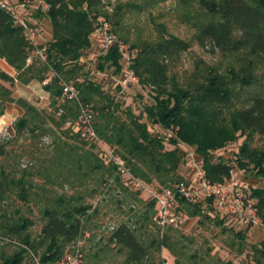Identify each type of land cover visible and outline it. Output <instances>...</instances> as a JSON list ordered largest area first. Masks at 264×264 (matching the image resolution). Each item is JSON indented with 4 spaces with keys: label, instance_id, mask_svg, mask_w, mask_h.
<instances>
[{
    "label": "trees",
    "instance_id": "obj_1",
    "mask_svg": "<svg viewBox=\"0 0 264 264\" xmlns=\"http://www.w3.org/2000/svg\"><path fill=\"white\" fill-rule=\"evenodd\" d=\"M45 1L50 11L36 12L30 16L34 23H29L37 30L39 46L45 48L44 61L35 56L24 29L0 7V60L17 72L19 83L38 81L50 95L46 109L15 100L16 80L0 69V118L8 104L23 110L14 133L0 134V264H67L68 257L78 254L82 264H236L212 254L207 240L199 243L180 229L163 232L158 227L155 203L145 204L149 197L141 190L132 192L129 179L77 126L79 107L61 100L60 81L75 85L82 102L95 113L97 135L147 186L164 189L184 180L182 167L188 155L182 144L203 162L213 182H224L236 166L264 181V0H175L181 22L194 31L192 40L172 34L156 18H151L155 37L129 24L130 16L170 0L119 3L106 19L119 40L137 50L133 69L146 93L137 89L145 99L139 114L124 102L125 93H120L117 49L100 59L98 76L91 75L86 61L93 51L90 36L102 0ZM42 20L48 23L46 33ZM192 42L218 52L220 60L214 64L199 60L191 72L180 76L173 62L189 51ZM169 131L174 137L167 136ZM48 137L51 144L46 146L43 141ZM241 138L235 165L216 155ZM246 186L264 222V185L252 190ZM106 191L109 196L119 191L118 197L124 194L143 205L134 227L122 222L106 244L98 242L100 249L72 251L84 222L99 213L96 208L88 216L93 205L89 200ZM179 201L181 210L189 218H198L200 226L220 230L223 247L239 264H264V239L252 242L249 229L214 216L212 200ZM34 210L39 217H34ZM38 219L44 224L34 233Z\"/></svg>",
    "mask_w": 264,
    "mask_h": 264
},
{
    "label": "built area",
    "instance_id": "obj_2",
    "mask_svg": "<svg viewBox=\"0 0 264 264\" xmlns=\"http://www.w3.org/2000/svg\"><path fill=\"white\" fill-rule=\"evenodd\" d=\"M106 4V0H102ZM0 7L4 9L12 18L17 26H21L27 34L29 42L35 48V56L45 60V48L39 46V37L37 30L29 25L28 17L22 15L24 12L47 14L51 5L45 0H23L17 2L16 6H11L4 0H0ZM112 11V4H108ZM93 43V52L89 59H86L91 65V75H100L97 64L100 59L116 48L120 55V74L116 81L121 94H124L129 88H136L145 95L140 79L133 69L134 60L137 57V50L121 42L115 32L112 24L105 17H98L95 22V28L90 36ZM32 58L28 59V63ZM108 79V75H101ZM62 86L61 100L63 102L77 103L80 114L77 120V126H80L88 139L97 144V146L111 159L117 172L129 179V183L141 190L149 197V201L155 203L154 222L164 232L169 228H183L190 219L180 208L179 199L183 198L191 203H200L206 200H212L218 212L225 218L236 222L243 229L258 228L264 231V222L259 216L257 200L251 196L246 186L243 175L236 167L230 172V177L224 182H213L207 176L203 162L185 145L182 149L188 155L189 170L184 180L174 187L158 189L147 186L137 180L130 169L126 166L114 148L109 147L96 133L94 127L95 113L90 105L82 102L80 92L73 83L61 79ZM154 89V87H151ZM70 125V123H68ZM0 134L8 136L11 131L8 127L0 130ZM169 138L174 137V133L169 131ZM116 229L115 225L110 226L111 232ZM82 256H70L67 258V264H82Z\"/></svg>",
    "mask_w": 264,
    "mask_h": 264
},
{
    "label": "rangeland",
    "instance_id": "obj_3",
    "mask_svg": "<svg viewBox=\"0 0 264 264\" xmlns=\"http://www.w3.org/2000/svg\"><path fill=\"white\" fill-rule=\"evenodd\" d=\"M8 4L17 3L18 0H4ZM134 0H106V4L102 3V8L100 9L99 17H107L113 13V9L121 2H128ZM108 4H112V11L108 8ZM179 7L175 0L167 1L166 3H162L157 5L156 7L150 9L147 12H143L140 15H134L129 17V24L131 25H138L141 27L145 35H150L151 37H155V25L152 23L151 18L155 19L158 23H165L169 29V32L172 34L186 39L192 40L194 31L188 26L181 22V14L179 12ZM35 13L24 12L22 15L30 17ZM40 22L41 27L44 28L45 32L48 29V23L45 20ZM199 60H203L207 63H217L220 60V54L217 52L214 54L212 51H208V49H203L192 42V46L189 51L184 52L180 55L179 59L173 62V67L178 75L182 76L185 73H189L193 70L196 63ZM113 70L107 71L106 73H112ZM107 75V74H105ZM98 76V75H97ZM102 80V78H101ZM125 103L129 105L136 114H139L143 108L145 99L139 97V91L136 88H129L125 91ZM16 115V114H14ZM5 121L0 118V130L2 126L6 127L4 123ZM16 123V119L13 121V124ZM13 134L14 131H11ZM3 135V134H2ZM244 138H241L238 142L229 144L225 149H222L216 153L217 156H223L225 159L230 160L231 164L235 165L234 157L239 151L240 146L242 145ZM43 144L48 146L51 144V139L48 137L44 139ZM258 142L256 143V145ZM189 167V161L184 165L186 169ZM239 170V168L236 166ZM244 181L247 179H254L255 177L252 175L251 172L245 173L244 171L240 170ZM264 181L261 182L263 186ZM250 189L254 187L250 185ZM253 186V187H252ZM257 187V185H255ZM114 187V186H113ZM116 187V186H115ZM132 192H136L137 188L131 187ZM68 193L71 194V191L67 188ZM106 191L104 194H106ZM97 195V197L89 200L92 203V209L88 211V216L92 215L95 209H99V213L96 216H93L91 220H86L84 222L85 227L83 228V234L79 238L77 244L71 247L72 251H85L90 252L91 250L95 251L96 249H100L102 245L106 244V241L111 233L110 226L115 225L117 227L122 222H129L132 227H134L133 222L135 221V215H139L140 212L144 209L142 204L134 202L131 198L126 197L124 194H121V197H118L119 191L112 192L109 195ZM117 196V197H116ZM121 200L123 202L122 206H117L115 203ZM151 201L148 200L145 204L149 205ZM144 204V205H145ZM214 216L219 215L221 218L223 216L214 208ZM135 210V211H133ZM34 217H39L38 210H34ZM227 224H234L232 220L225 218ZM44 223L38 219L36 226L34 227V233H38L41 230V227ZM182 230L186 235L195 236L199 243H203L205 240L209 242V245L213 248L212 254L216 255L217 257H221L224 260H234L236 264H239V260L235 258L226 248L223 247L222 239L223 237L218 236L220 235V230L214 228L213 226L209 227L207 224L205 227L199 225L198 218H192L191 221L187 222V224L183 228H178ZM250 240L252 242H260L261 239L264 237V231L262 234H249ZM260 240V241H259ZM103 241L102 245L99 247L98 242Z\"/></svg>",
    "mask_w": 264,
    "mask_h": 264
},
{
    "label": "crops",
    "instance_id": "obj_4",
    "mask_svg": "<svg viewBox=\"0 0 264 264\" xmlns=\"http://www.w3.org/2000/svg\"><path fill=\"white\" fill-rule=\"evenodd\" d=\"M29 23H34V20L31 17H28ZM93 52V51H92ZM92 52L88 55L87 59L91 56ZM30 64V63H28ZM0 69L5 72L6 74L10 75L11 77L15 78L17 76V72L4 60H0ZM3 82V81H2ZM13 90V97L15 100L18 99H24L33 105H36L39 108L46 109L49 107L50 104V95L48 92H46L43 89V85L38 81H32L28 84H22L19 83L17 80L15 81V86L12 89ZM16 114V115H14ZM23 115V110L18 107L15 103L8 104L6 106L5 114L2 116V119L5 121L6 127L10 129V131H13V121L18 119ZM4 126L1 127V129L6 128ZM189 167L186 169L184 166L182 167V173L186 176L188 173ZM246 184L251 187L250 185H261V180L254 178V179H247L245 180ZM252 186V187H253ZM192 218H190L187 222L191 221ZM187 224V223H186ZM263 230H260L258 228H252L249 229V234H262ZM264 237L261 239L263 240ZM260 241V240H259Z\"/></svg>",
    "mask_w": 264,
    "mask_h": 264
}]
</instances>
